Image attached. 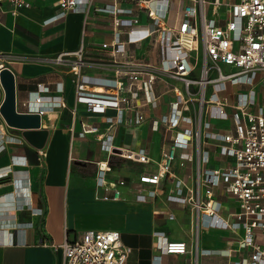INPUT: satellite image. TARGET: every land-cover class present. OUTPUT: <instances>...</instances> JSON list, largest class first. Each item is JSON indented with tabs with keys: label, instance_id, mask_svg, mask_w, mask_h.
<instances>
[{
	"label": "built area",
	"instance_id": "built-area-1",
	"mask_svg": "<svg viewBox=\"0 0 264 264\" xmlns=\"http://www.w3.org/2000/svg\"><path fill=\"white\" fill-rule=\"evenodd\" d=\"M1 1L11 3L12 14L31 4L30 0ZM90 1L56 3L59 15L80 11L86 18ZM121 1H128L130 6H121ZM222 8L224 18L217 16ZM97 9L111 17L112 37L100 44L109 58L86 59L82 39L76 50L60 51L52 58L72 76V113L76 114L82 104L87 112L102 115L106 123L99 127L82 122L78 134H95L102 149L110 154L150 162L142 149L113 145L109 129L127 123V112L132 113L134 124L148 120L144 109L156 106L159 97L154 92L155 82L168 83L174 97L165 113L151 118L153 128H161L166 143L156 171L139 176L135 199L147 200L143 184L154 185L150 195L156 194L161 184H170L167 199L190 206L197 228L242 229L236 246L248 252L230 264H264V243L258 241V237L264 238V0H112ZM141 13L146 14L152 27L141 23ZM81 33L82 37L87 33L85 23ZM145 41L156 44L157 63L147 61L130 47ZM2 64L0 61V68ZM88 65L111 70V74H88L84 71ZM54 91L56 94H51L50 87L38 83L28 93L26 111L42 117L66 107L61 96L62 80L55 83ZM108 109L115 113L107 114ZM39 153L45 154L41 150ZM176 161L180 166L194 161V185L177 177L173 169ZM24 163L22 156H13L10 165L0 168V178L11 172L12 164ZM111 169L108 160L96 161L95 186L104 188L102 195L97 194L102 199L121 198L118 186L124 185L125 179L109 181L107 172ZM216 188L238 204L227 218L220 215ZM37 210L42 213L41 208ZM153 235L154 244L167 253L187 251L184 241L168 240L161 231ZM48 244L54 250L61 249V264H126L130 251L114 229L87 228L72 240ZM222 252L229 254L230 249ZM159 257L156 255V260Z\"/></svg>",
	"mask_w": 264,
	"mask_h": 264
},
{
	"label": "crops",
	"instance_id": "crops-1",
	"mask_svg": "<svg viewBox=\"0 0 264 264\" xmlns=\"http://www.w3.org/2000/svg\"><path fill=\"white\" fill-rule=\"evenodd\" d=\"M56 1L30 0V6L19 8L16 14L10 11L11 3L0 2V61L14 73L17 110H27L28 93L35 90L38 83L47 85L50 93L56 94L54 86L60 80L64 82L61 96L67 104L41 117L40 127L48 130L41 148L31 145L22 136V130L9 126L0 114V168L10 165L15 155L22 156L25 161L12 164L11 172L0 178V264H61V249L54 250L48 243L72 240L87 228L117 230L123 244L130 248L126 264H230L240 261L248 252L236 246L235 240L242 236V229L197 228L190 206L167 199L170 184H161L154 195L149 194L154 185L143 184L147 200L135 199L139 176L156 171L166 143L161 128H153L151 118L165 113L168 102L174 97L168 90V83L155 82L154 92L159 97L156 106L144 109L150 117L148 120L134 124L132 113L127 112V123L115 124L109 129L113 145L142 149L150 162H136L110 154L102 149L95 134H78L82 122L99 127L106 123L102 115L87 112L82 104L77 106L76 114L72 113V76L52 58L60 51L76 50L82 39L86 59L107 60L109 56L100 44L112 37L111 17L97 8L112 0H91L86 18L80 11L59 15ZM120 4L130 6L128 1ZM140 18L142 24L152 27L145 13H141ZM168 22L172 23L171 17ZM84 23L87 33L82 37ZM130 47L147 61L158 62V50L153 41ZM84 71L92 75L111 74V70L94 65L86 66ZM3 97L0 84V103ZM114 113L113 109L107 110V114ZM40 150L45 152L44 156H40ZM101 160H108L112 167L107 172L109 181L125 179V184L118 186L119 199L97 197L104 193L103 187L96 189L95 186L96 161ZM194 165V161H187L185 166H180L176 161L173 169L178 178L194 185ZM16 187L25 192L24 196ZM215 195L221 202L220 215L224 218L238 209L237 202L221 188L215 189ZM39 208L41 214L37 213ZM155 231L163 232L168 240L184 241L187 251L165 252L154 244ZM258 241L264 243V238L258 237ZM223 249H230L229 254L223 253ZM156 255L160 256L158 260Z\"/></svg>",
	"mask_w": 264,
	"mask_h": 264
},
{
	"label": "water",
	"instance_id": "water-1",
	"mask_svg": "<svg viewBox=\"0 0 264 264\" xmlns=\"http://www.w3.org/2000/svg\"><path fill=\"white\" fill-rule=\"evenodd\" d=\"M0 84L4 91L0 103V114L11 127L22 130V136L33 146L41 148L48 130L41 128V117L37 112L19 111L16 108L14 73L6 65L0 68Z\"/></svg>",
	"mask_w": 264,
	"mask_h": 264
},
{
	"label": "rangeland",
	"instance_id": "rangeland-1",
	"mask_svg": "<svg viewBox=\"0 0 264 264\" xmlns=\"http://www.w3.org/2000/svg\"><path fill=\"white\" fill-rule=\"evenodd\" d=\"M207 8H208V10H209V9H210V6H208ZM208 13H210V11H208ZM225 14H226L225 9L222 8L221 10H219L217 16H218V17H221V18H224V17H225ZM245 91H246V90H245ZM219 122H220V121H218V120H213V123H219Z\"/></svg>",
	"mask_w": 264,
	"mask_h": 264
}]
</instances>
